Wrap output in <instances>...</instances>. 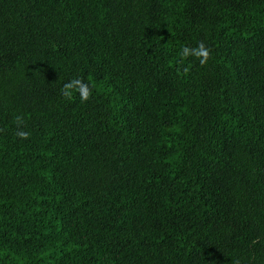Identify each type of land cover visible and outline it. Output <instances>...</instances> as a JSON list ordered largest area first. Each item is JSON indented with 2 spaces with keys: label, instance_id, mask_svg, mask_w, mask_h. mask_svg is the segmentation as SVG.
I'll list each match as a JSON object with an SVG mask.
<instances>
[{
  "label": "trees",
  "instance_id": "1",
  "mask_svg": "<svg viewBox=\"0 0 264 264\" xmlns=\"http://www.w3.org/2000/svg\"><path fill=\"white\" fill-rule=\"evenodd\" d=\"M0 264H264V0H0Z\"/></svg>",
  "mask_w": 264,
  "mask_h": 264
},
{
  "label": "clouds",
  "instance_id": "2",
  "mask_svg": "<svg viewBox=\"0 0 264 264\" xmlns=\"http://www.w3.org/2000/svg\"><path fill=\"white\" fill-rule=\"evenodd\" d=\"M180 55L182 59L195 57L199 61L201 66H205L211 58V50L206 47L203 42H199L195 48H190L188 46L182 47ZM185 71H187V69H185ZM74 93L79 94L82 103L88 102L93 95L92 88L89 86V84L79 77L73 78L72 80L68 81L61 88V95L66 100H71ZM15 121L18 126L16 136L21 140L29 139L31 133L22 130V128L20 127L24 123L23 117L17 115L15 117Z\"/></svg>",
  "mask_w": 264,
  "mask_h": 264
}]
</instances>
